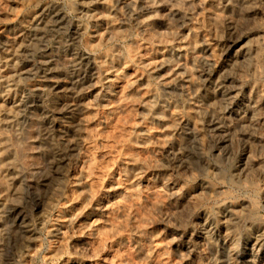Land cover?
Listing matches in <instances>:
<instances>
[{"label": "clouds", "instance_id": "obj_1", "mask_svg": "<svg viewBox=\"0 0 264 264\" xmlns=\"http://www.w3.org/2000/svg\"><path fill=\"white\" fill-rule=\"evenodd\" d=\"M0 264H264V0H0Z\"/></svg>", "mask_w": 264, "mask_h": 264}]
</instances>
